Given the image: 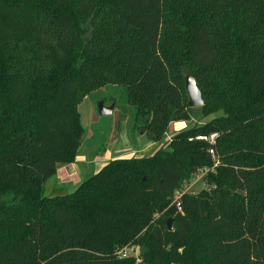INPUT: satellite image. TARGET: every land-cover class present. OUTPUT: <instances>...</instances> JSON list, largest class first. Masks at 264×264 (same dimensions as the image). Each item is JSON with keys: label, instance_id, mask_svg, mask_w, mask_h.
Here are the masks:
<instances>
[{"label": "trees", "instance_id": "trees-1", "mask_svg": "<svg viewBox=\"0 0 264 264\" xmlns=\"http://www.w3.org/2000/svg\"><path fill=\"white\" fill-rule=\"evenodd\" d=\"M106 87L156 145L210 119L47 196L78 156V106ZM204 169L176 212L173 193ZM136 245L139 263L119 259ZM0 264H264V0H0Z\"/></svg>", "mask_w": 264, "mask_h": 264}, {"label": "rangeland", "instance_id": "rangeland-1", "mask_svg": "<svg viewBox=\"0 0 264 264\" xmlns=\"http://www.w3.org/2000/svg\"><path fill=\"white\" fill-rule=\"evenodd\" d=\"M103 103L104 107H110L113 104L114 112L110 116H100L98 114V104ZM113 107V106H112ZM80 114V121L84 127L85 133L82 138L80 151H89L93 149L100 150L107 158L120 157H147L150 154L137 152L133 146V141L137 137L138 132L135 121L134 109L126 102L124 90L118 87H106L89 94L77 108ZM198 110V109H197ZM218 115V114H217ZM210 118H203L201 114H196L192 117L190 123L183 124L184 127H189L194 124H203ZM171 132L169 128L163 138L164 144ZM144 137V136H142ZM145 138V137H144ZM146 139V138H145ZM155 153V152H154ZM150 157V156H149ZM205 183L198 182L193 188L194 194L204 189ZM73 190H68L66 193H72ZM169 206L161 213L168 210ZM161 214H157L158 218ZM127 248V258L135 259V263L141 261V256L144 253L142 245L129 246Z\"/></svg>", "mask_w": 264, "mask_h": 264}, {"label": "crops", "instance_id": "crops-1", "mask_svg": "<svg viewBox=\"0 0 264 264\" xmlns=\"http://www.w3.org/2000/svg\"><path fill=\"white\" fill-rule=\"evenodd\" d=\"M112 106L114 110L115 105L113 104ZM113 112L114 111H112V113ZM183 124L186 123L177 122L171 124L169 126L171 132L168 138L170 139L173 135L179 133L184 127ZM184 129H186V127ZM133 146L139 153L142 152L145 154H150L147 157L153 155L154 152H156V150L161 147L160 145L148 142L139 134L134 139ZM103 152L99 149L95 151L93 149L91 152L80 151L79 148L78 156L75 158V161L72 164L57 165L55 175L44 185L45 194L47 196H53L55 194H68L66 193L68 190L74 191L86 177L96 174L109 161L120 159V157H111L106 159V156H104L105 154Z\"/></svg>", "mask_w": 264, "mask_h": 264}, {"label": "built area", "instance_id": "built-area-1", "mask_svg": "<svg viewBox=\"0 0 264 264\" xmlns=\"http://www.w3.org/2000/svg\"><path fill=\"white\" fill-rule=\"evenodd\" d=\"M218 135L216 133L207 135V136H198L195 138V140L201 141V142H205L208 143L209 145L214 146L215 145V141L217 139ZM169 138H167L166 142L164 144H159L162 148H165L166 145L169 142ZM191 140V139H190ZM160 147V148H161ZM209 155L211 156V159L214 161V167H216L218 165V160L215 154V151L213 149V147H211L208 150ZM208 172L207 169L204 170H199L190 180L189 183H185L182 185V187L178 190H176L173 193V197H172V201L170 206H173L176 210V212H181V198L184 194L187 193H193L192 192V188L198 183V182H203V177L205 176V174ZM118 257L119 259H124L125 257H127V248H123L121 251H119L118 253Z\"/></svg>", "mask_w": 264, "mask_h": 264}, {"label": "water", "instance_id": "water-1", "mask_svg": "<svg viewBox=\"0 0 264 264\" xmlns=\"http://www.w3.org/2000/svg\"><path fill=\"white\" fill-rule=\"evenodd\" d=\"M184 84L188 97V107L190 109H198L202 107L203 101L201 98L199 88L196 85L194 78L189 76L187 73H184ZM97 110L100 116H110L112 114L113 107L112 106L104 107L102 103H99ZM166 227L169 232L172 231V220L170 218L166 221Z\"/></svg>", "mask_w": 264, "mask_h": 264}]
</instances>
